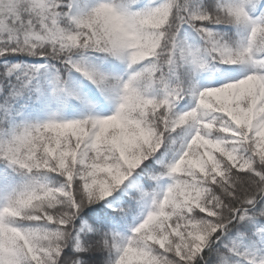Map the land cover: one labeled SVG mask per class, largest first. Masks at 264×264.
<instances>
[{
  "label": "snow or ice",
  "instance_id": "obj_1",
  "mask_svg": "<svg viewBox=\"0 0 264 264\" xmlns=\"http://www.w3.org/2000/svg\"><path fill=\"white\" fill-rule=\"evenodd\" d=\"M0 264H264V0H0Z\"/></svg>",
  "mask_w": 264,
  "mask_h": 264
}]
</instances>
